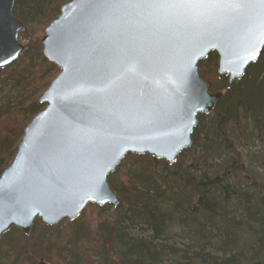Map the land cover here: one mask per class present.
<instances>
[{"label": "trees", "instance_id": "1", "mask_svg": "<svg viewBox=\"0 0 264 264\" xmlns=\"http://www.w3.org/2000/svg\"><path fill=\"white\" fill-rule=\"evenodd\" d=\"M66 1H16L21 38L29 42L17 63L0 71V173L43 109L36 99L28 102L31 93L45 90L58 74L27 27L45 28ZM216 69L214 53L198 63L209 92L222 97L210 115L198 116L192 147L173 166L128 155L108 177L118 207L97 208L113 210L110 221L92 223L83 213L55 227L36 220L27 236L12 229L0 240V264H264V183L238 150L255 137L264 143V51L230 89ZM258 166L264 168V157ZM176 240L189 244L177 248Z\"/></svg>", "mask_w": 264, "mask_h": 264}, {"label": "water", "instance_id": "2", "mask_svg": "<svg viewBox=\"0 0 264 264\" xmlns=\"http://www.w3.org/2000/svg\"><path fill=\"white\" fill-rule=\"evenodd\" d=\"M15 3L0 0V71L24 53ZM102 4L70 0L43 30L42 57L59 73L37 98L43 109L26 125L0 173V240L12 229L29 235L36 220L55 227L75 221L89 206L115 209L119 199L108 177L126 156L148 155L173 166L192 147L198 115H210L222 97L209 92L198 63L214 53L217 76L230 89L264 51L242 22L225 27L222 21L202 35L171 37L162 42L167 71L151 82L149 95L132 84L113 103L91 89L108 55ZM85 128L92 130L87 138L73 131Z\"/></svg>", "mask_w": 264, "mask_h": 264}, {"label": "snow or ice", "instance_id": "3", "mask_svg": "<svg viewBox=\"0 0 264 264\" xmlns=\"http://www.w3.org/2000/svg\"><path fill=\"white\" fill-rule=\"evenodd\" d=\"M102 7L108 55L91 89L113 103L132 84L149 95L167 71L162 42L171 37L202 35L227 21L225 27L242 22L250 40L264 43V0H103ZM73 131L87 138L92 130Z\"/></svg>", "mask_w": 264, "mask_h": 264}, {"label": "rangeland", "instance_id": "4", "mask_svg": "<svg viewBox=\"0 0 264 264\" xmlns=\"http://www.w3.org/2000/svg\"><path fill=\"white\" fill-rule=\"evenodd\" d=\"M68 1H70V0H67L66 2H68ZM55 4H56V2H54L50 6L54 7ZM28 29L32 30V33L28 34L29 37L32 36V37H35V38H39L41 40V38L43 37V29L44 28H42L39 25H35V26L29 25L27 27V30ZM23 32H22V34H23ZM22 34L19 35V43L22 44L25 47L28 44L29 41H28L27 38H21ZM40 50H41V45H40ZM16 63H14V64H16ZM40 94H41V91H35L34 93H31V96L29 97V101L28 102H31V101H33L35 99L37 100V98L40 96ZM243 141H244V139H243ZM238 150L240 151V155L243 157L244 160L246 159V157H248V158H251V161H249V163L252 162V161H253L252 163H255V164L252 165L251 169H252V171H254L257 174L258 180L264 183V168L260 169L259 166H258L260 164V157H264V143L255 144L254 142L248 141V142H246L245 145H240ZM252 158H253V160H252ZM97 208L98 207H96V206H89L83 212L84 214H86L87 217L91 218L92 223H96L97 224V223H100L101 220H103L105 218H107V219H109L111 217L113 218V215H114L113 214V210H107L105 212H99L97 210ZM63 222L68 223V221H63ZM135 232L139 233L138 230H136ZM137 233H135V234H137ZM176 244L177 245H175V246H177V248H182V247H185L186 245H188L189 243L186 240H176ZM39 264H44V263H43L42 260H40Z\"/></svg>", "mask_w": 264, "mask_h": 264}, {"label": "bare ground", "instance_id": "5", "mask_svg": "<svg viewBox=\"0 0 264 264\" xmlns=\"http://www.w3.org/2000/svg\"><path fill=\"white\" fill-rule=\"evenodd\" d=\"M254 143H255V144H257V143L259 144V143H261V142H260V140L257 139V137H255V138H254ZM117 207H118V206H117ZM117 207H116V208H117ZM116 208H115V209H116ZM113 209H114V208H113ZM111 219H112V217L109 218V219H107V221H110ZM157 239H158V237L155 235V237H154V241L156 242V244H159V243H160V244H163V243H162V242H163L162 239H158V241H156Z\"/></svg>", "mask_w": 264, "mask_h": 264}]
</instances>
